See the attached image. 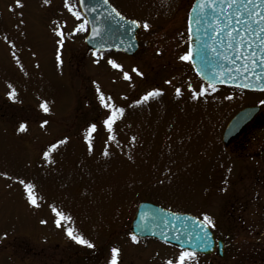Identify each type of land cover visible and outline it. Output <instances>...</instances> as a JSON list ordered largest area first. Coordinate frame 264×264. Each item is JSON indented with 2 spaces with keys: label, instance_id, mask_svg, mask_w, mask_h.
I'll return each instance as SVG.
<instances>
[{
  "label": "rangeland",
  "instance_id": "obj_1",
  "mask_svg": "<svg viewBox=\"0 0 264 264\" xmlns=\"http://www.w3.org/2000/svg\"><path fill=\"white\" fill-rule=\"evenodd\" d=\"M110 1L141 24L132 55L89 48L77 0L69 7L80 19L65 0H21L19 8L0 0V264H110L113 248L116 264H175L184 249L132 241L141 201L210 217L224 255L190 251L186 264H264V159L254 158L264 149V118L247 147L222 140L239 110L264 113V91L208 87L179 59L194 0ZM154 90L160 95L142 101ZM100 95L124 109L111 132L103 122L112 109ZM19 180L33 186L38 206Z\"/></svg>",
  "mask_w": 264,
  "mask_h": 264
},
{
  "label": "water",
  "instance_id": "obj_2",
  "mask_svg": "<svg viewBox=\"0 0 264 264\" xmlns=\"http://www.w3.org/2000/svg\"><path fill=\"white\" fill-rule=\"evenodd\" d=\"M253 4L257 13L264 12L258 0H253ZM78 5L88 22L85 41L90 48L129 55L139 50L138 21L137 25L130 23L134 19L123 16L109 0L107 3L104 0H78ZM209 5L210 0H204L203 6L201 0H196L189 13L190 61L195 72L211 85L264 91V52L261 50L264 33H259L264 22L254 23L259 16L249 18L253 5L244 7L240 0L231 6L229 0L223 3L215 0ZM259 111V106H252L237 112L225 127L223 142L229 143ZM130 231L140 238L158 239L198 253L211 254L217 245L221 254L224 251L223 242L216 241L205 221L191 213L168 210L149 201L139 203Z\"/></svg>",
  "mask_w": 264,
  "mask_h": 264
},
{
  "label": "snow or ice",
  "instance_id": "obj_3",
  "mask_svg": "<svg viewBox=\"0 0 264 264\" xmlns=\"http://www.w3.org/2000/svg\"><path fill=\"white\" fill-rule=\"evenodd\" d=\"M104 2L107 3L108 0H104ZM214 2H215V0H210V5L209 6H211V4L214 3ZM223 2H224V0H221V3H223ZM237 2H238V0H229V6H231L232 4H236ZM240 2H241V4L244 7H247V5H253L252 10H251V12L249 14V18L252 19L253 16H257V15L259 16V20L258 21L253 20L254 23L264 22V12H261V13H257L256 12V6L253 4V0H246V3L244 2V0H240ZM258 2H259L260 7L264 8V0H258ZM44 3L48 4L49 0H44ZM203 3H204V0H201V6H203ZM16 5H17L18 8L22 7L21 0H16ZM64 6L66 8H69V11H72V8L69 7V0H65ZM237 11L239 12V9ZM113 12H115V14L117 16H120L121 19H124L123 16H121V14L119 12H117L115 9H113ZM72 15L76 16L77 19H80L79 14L77 12H75V11H72ZM228 19H229V23H230L231 22V17H229ZM239 22L240 21L237 20V23H239ZM85 23H87V22H85ZM130 23H132L133 25H137L138 24V22L136 20H132V21H130ZM142 26H143V28L145 30H148L149 27H150V25L147 22H144ZM83 30H84V24L79 25L78 28H77V31H83ZM245 30L247 31V29H245ZM259 33H264V26L259 27ZM59 34L60 33H58V35ZM231 34L232 33L229 32V35H231ZM257 38H259V35L257 36ZM229 47H231V45H229ZM261 50H262V52H264V40L261 41ZM93 55H95V53H93ZM191 58H192V50L191 49H189L188 52L185 55H182V56L179 57V59L182 60V61H190ZM58 59H60V58L58 57ZM108 63L113 68L119 69L121 67L119 64H117L115 61H113L111 59L108 60ZM132 71L136 72L137 75H143L137 69H133ZM123 75H124V78L126 80L130 79V76H129V74L127 72H124ZM9 87H11V86H9ZM208 87H212V85L210 84V85H208ZM245 87H247V85H245ZM97 91L99 92V89H97ZM176 92L179 95L180 89H177ZM203 94H204V89H201L199 95H203ZM13 95H14V91L10 92L9 93V98H12ZM158 95H160V92L158 90H154V91H150V92L146 93L145 96H143L141 99H142V101H147L150 97H155V96H158ZM99 98H100V101H101V103L103 104V106L105 108L112 109V114L109 115L108 118L106 120H104V122H103L104 125L107 126L108 130L111 132V126L115 122V119H116L115 113H119V114L122 115L123 112H124V109L123 108H118L117 109L113 105L105 102L106 99L110 100L111 99L110 97L109 98H105L103 95H100ZM192 98L196 99L197 98V93L193 92L192 93ZM230 98L231 97H229V99ZM140 102L141 101H136L137 104H139ZM261 103L264 104V101H261ZM41 107L44 109V111H48L47 107L44 104H42ZM44 123H47V121H45ZM20 128L24 129L25 125L21 124ZM92 128L94 129L95 125H92ZM60 143H64V141H60ZM89 150L91 151V144H89ZM44 155H45V157H47L48 153L46 152ZM105 155H107V153H105ZM18 182L21 185L24 186L25 191L28 193V203H30V204H32L34 206H38L36 198L32 194L33 186L31 184L26 183L24 180H19ZM204 220L207 222V224L210 227H214V224L212 223V220L210 219V217L204 216ZM41 223H45V221H41ZM55 223H56L57 227H61L60 220H56ZM66 231H67V235L69 236V238L71 240L75 241L77 244L86 245L88 248H93L94 247V245L92 243H90L88 240L84 239L82 236L73 234V231L71 229H68ZM131 239H132V241L134 243L137 242V237L135 235H132ZM117 252H118V249H115V248L112 249V259L110 261V264H116ZM193 258H194V253H192V252L188 251L187 249H185V250L180 251L179 256L175 260V264H186V261H190ZM167 264H174V262L172 260H169V261H167Z\"/></svg>",
  "mask_w": 264,
  "mask_h": 264
},
{
  "label": "flooded vegetation",
  "instance_id": "obj_4",
  "mask_svg": "<svg viewBox=\"0 0 264 264\" xmlns=\"http://www.w3.org/2000/svg\"><path fill=\"white\" fill-rule=\"evenodd\" d=\"M263 118L264 113L257 115L235 138L230 141V143L235 142V144H240L241 146H243V148L247 147L246 141L254 137L255 134L252 133V131L258 128V126L262 123ZM254 158L257 160L264 159V149L259 151V153L256 152L254 154ZM257 169L263 170L264 163L262 167H258Z\"/></svg>",
  "mask_w": 264,
  "mask_h": 264
}]
</instances>
